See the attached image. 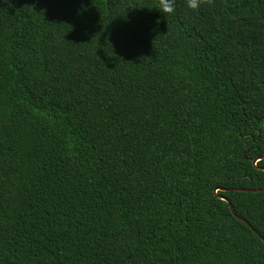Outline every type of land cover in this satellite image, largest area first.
Segmentation results:
<instances>
[{"label":"trees","instance_id":"trees-1","mask_svg":"<svg viewBox=\"0 0 264 264\" xmlns=\"http://www.w3.org/2000/svg\"><path fill=\"white\" fill-rule=\"evenodd\" d=\"M156 6L0 0V264H264V0Z\"/></svg>","mask_w":264,"mask_h":264},{"label":"clouds","instance_id":"clouds-1","mask_svg":"<svg viewBox=\"0 0 264 264\" xmlns=\"http://www.w3.org/2000/svg\"><path fill=\"white\" fill-rule=\"evenodd\" d=\"M184 4L193 12H199L202 7L214 6L215 0H184ZM155 8L167 17L176 12V0H157Z\"/></svg>","mask_w":264,"mask_h":264},{"label":"water","instance_id":"water-1","mask_svg":"<svg viewBox=\"0 0 264 264\" xmlns=\"http://www.w3.org/2000/svg\"><path fill=\"white\" fill-rule=\"evenodd\" d=\"M259 159H260V158H259ZM259 159H256V160H255V163H256V161H258ZM263 169H264V168H263ZM221 189H222V190H228V191H231V190H241V191L249 190V189H245V188H233V189H232V188H221ZM217 190H218V189H216V192H217ZM218 196H219L220 198L226 200V201L229 203V206H230L232 212H233L234 214H236V216H237L239 219H241V220H243L244 222H246L247 224H249L248 220H246L245 218L239 216V215L236 213L235 208H234V206H233L231 200H230L228 197H226L225 195H220V194H218ZM255 231H257V230L255 229ZM262 238L264 239L263 236H262Z\"/></svg>","mask_w":264,"mask_h":264}]
</instances>
